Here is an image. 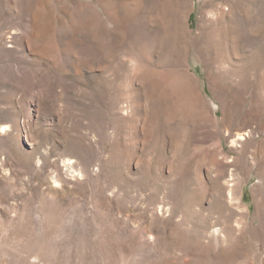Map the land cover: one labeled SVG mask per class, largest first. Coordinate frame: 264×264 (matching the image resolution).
Masks as SVG:
<instances>
[{
    "label": "rangeland",
    "instance_id": "obj_1",
    "mask_svg": "<svg viewBox=\"0 0 264 264\" xmlns=\"http://www.w3.org/2000/svg\"><path fill=\"white\" fill-rule=\"evenodd\" d=\"M0 264H264V0H0Z\"/></svg>",
    "mask_w": 264,
    "mask_h": 264
},
{
    "label": "bare ground",
    "instance_id": "obj_2",
    "mask_svg": "<svg viewBox=\"0 0 264 264\" xmlns=\"http://www.w3.org/2000/svg\"><path fill=\"white\" fill-rule=\"evenodd\" d=\"M173 36L175 37L174 42H176V44H179V36L177 33L173 32ZM183 40H181L182 42ZM175 44V43H174ZM176 74V73H175ZM173 84H174V88L176 89H181V88H185L186 90H188V86L186 84V80L181 77L180 75L176 74L173 76ZM188 92V91H187Z\"/></svg>",
    "mask_w": 264,
    "mask_h": 264
}]
</instances>
